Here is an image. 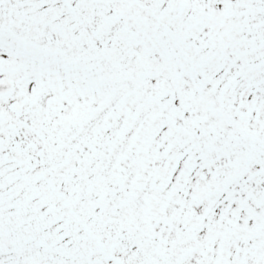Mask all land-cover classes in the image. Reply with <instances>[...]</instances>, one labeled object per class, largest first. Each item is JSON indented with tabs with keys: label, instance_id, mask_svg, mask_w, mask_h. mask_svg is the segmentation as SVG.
Segmentation results:
<instances>
[{
	"label": "snow or ice",
	"instance_id": "snow-or-ice-1",
	"mask_svg": "<svg viewBox=\"0 0 264 264\" xmlns=\"http://www.w3.org/2000/svg\"><path fill=\"white\" fill-rule=\"evenodd\" d=\"M0 264H264V0H0Z\"/></svg>",
	"mask_w": 264,
	"mask_h": 264
}]
</instances>
